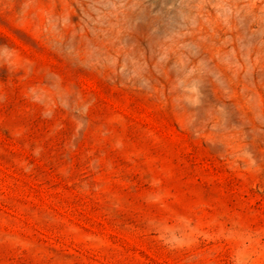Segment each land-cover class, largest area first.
<instances>
[{
  "label": "rangeland",
  "instance_id": "374dc122",
  "mask_svg": "<svg viewBox=\"0 0 264 264\" xmlns=\"http://www.w3.org/2000/svg\"><path fill=\"white\" fill-rule=\"evenodd\" d=\"M0 264H264V0H0Z\"/></svg>",
  "mask_w": 264,
  "mask_h": 264
}]
</instances>
